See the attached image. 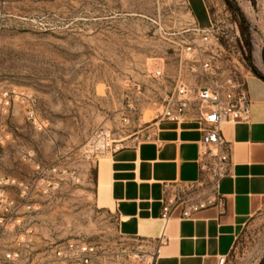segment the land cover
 I'll list each match as a JSON object with an SVG mask.
<instances>
[{"label":"rangeland","instance_id":"rangeland-1","mask_svg":"<svg viewBox=\"0 0 264 264\" xmlns=\"http://www.w3.org/2000/svg\"><path fill=\"white\" fill-rule=\"evenodd\" d=\"M193 23L218 27L243 75H264V0H0V216L8 219L0 264H53L56 246L70 239L93 245L91 264H138L125 252L137 242L101 207L96 164L82 149L100 126L118 144L146 136L178 73L174 41ZM17 218L32 227L33 242L12 263L5 253L17 246ZM263 259L264 206L227 264Z\"/></svg>","mask_w":264,"mask_h":264},{"label":"crops","instance_id":"crops-1","mask_svg":"<svg viewBox=\"0 0 264 264\" xmlns=\"http://www.w3.org/2000/svg\"><path fill=\"white\" fill-rule=\"evenodd\" d=\"M244 75L250 121L223 126L232 149L230 174L211 195L213 202L191 217L183 216L181 205L172 206L167 220L162 214L165 197L201 178L197 141L202 131L193 118L177 122L159 117L144 138L118 144L95 161L100 205L116 215L120 234L149 251L165 235L153 264L228 259L240 231L264 206V80L255 72Z\"/></svg>","mask_w":264,"mask_h":264},{"label":"built area","instance_id":"built-area-1","mask_svg":"<svg viewBox=\"0 0 264 264\" xmlns=\"http://www.w3.org/2000/svg\"><path fill=\"white\" fill-rule=\"evenodd\" d=\"M179 34L181 38L174 41L180 52L178 73L173 89L164 98L160 117L177 122L193 118L199 123L202 137L197 143L201 178L188 186H178L163 199L162 216L166 220L172 206L181 205L183 216L191 217L193 212L213 202L211 195L218 190L221 180L230 174L232 165V149L223 135V126L249 122L251 117L245 75L239 71L234 59L225 53L218 38V27L193 23ZM164 74L163 65L154 71L157 78L164 77ZM28 101L29 116L38 122L37 99L30 96ZM118 143L112 129L100 126L91 132L82 152L95 162L118 149ZM205 189L207 192L202 193L201 190ZM3 205L7 212L14 208L13 202L6 200ZM7 220L6 216H0V226ZM14 225L18 228L17 246L5 253V260L17 263L31 251L33 229L22 218L15 219ZM165 239L162 234L154 251L137 243L134 249L125 252L138 264H153ZM94 253L90 243L70 239L56 246L52 261L53 264H91ZM227 261L226 256H221L218 264H227Z\"/></svg>","mask_w":264,"mask_h":264},{"label":"trees","instance_id":"trees-1","mask_svg":"<svg viewBox=\"0 0 264 264\" xmlns=\"http://www.w3.org/2000/svg\"><path fill=\"white\" fill-rule=\"evenodd\" d=\"M240 26H241L243 34L246 36V31H247L246 22L243 20L242 22H240ZM246 41H247V44L249 45L248 38H246ZM261 264H264V259L262 260Z\"/></svg>","mask_w":264,"mask_h":264},{"label":"water","instance_id":"water-1","mask_svg":"<svg viewBox=\"0 0 264 264\" xmlns=\"http://www.w3.org/2000/svg\"><path fill=\"white\" fill-rule=\"evenodd\" d=\"M256 74L264 80V75L263 74H261L259 72H256Z\"/></svg>","mask_w":264,"mask_h":264}]
</instances>
